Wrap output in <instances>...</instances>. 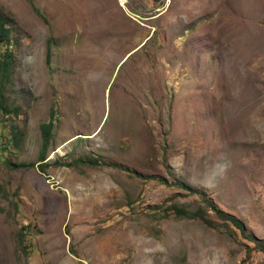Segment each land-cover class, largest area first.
I'll return each instance as SVG.
<instances>
[{"label": "rangeland", "instance_id": "rangeland-1", "mask_svg": "<svg viewBox=\"0 0 264 264\" xmlns=\"http://www.w3.org/2000/svg\"><path fill=\"white\" fill-rule=\"evenodd\" d=\"M0 17L17 107L0 264H264V0H0Z\"/></svg>", "mask_w": 264, "mask_h": 264}, {"label": "trees", "instance_id": "trees-1", "mask_svg": "<svg viewBox=\"0 0 264 264\" xmlns=\"http://www.w3.org/2000/svg\"><path fill=\"white\" fill-rule=\"evenodd\" d=\"M2 42V43H1ZM4 45V49L0 52L2 55L0 56V109L2 112H8L9 110L15 111L17 107L10 108L7 105L6 97L4 95V92L6 88L11 83V70H12V63L14 58V50H13V44L10 41L9 38V30L6 26V22L4 19L0 17V45ZM9 46L12 48H9ZM52 124L51 122L41 123L39 125L40 128V137H41V144L39 146V153L37 154L38 162H39V168L40 170H44V164L43 160L46 157L50 145V140L52 136ZM4 149L8 150L9 152L12 151V147L4 145ZM3 162L8 165H14L9 160L3 159ZM25 165H31V164H22L21 166ZM32 166V165H31ZM188 188V186H186ZM1 193V188H0ZM3 194V193H2ZM207 205L215 212V214L220 217L223 220H227L230 223H232L236 228H238L241 232L244 231L242 228L241 223L239 220H237L234 216L224 212L220 207L216 206L215 204L207 201ZM195 217L200 218L208 225H213V221L207 219L202 213H195ZM255 245L260 250L264 251V244H261V242L255 240Z\"/></svg>", "mask_w": 264, "mask_h": 264}, {"label": "clouds", "instance_id": "clouds-1", "mask_svg": "<svg viewBox=\"0 0 264 264\" xmlns=\"http://www.w3.org/2000/svg\"><path fill=\"white\" fill-rule=\"evenodd\" d=\"M7 26V25H6ZM7 28H8V26H7ZM9 30V29H8ZM9 38H10V40L12 39V37L10 36V33H9Z\"/></svg>", "mask_w": 264, "mask_h": 264}]
</instances>
